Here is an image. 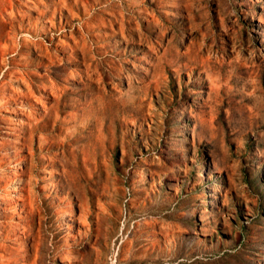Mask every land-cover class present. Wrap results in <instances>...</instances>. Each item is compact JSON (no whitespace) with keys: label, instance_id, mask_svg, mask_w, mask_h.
Segmentation results:
<instances>
[{"label":"rangeland","instance_id":"obj_1","mask_svg":"<svg viewBox=\"0 0 264 264\" xmlns=\"http://www.w3.org/2000/svg\"><path fill=\"white\" fill-rule=\"evenodd\" d=\"M0 264H264V0H0Z\"/></svg>","mask_w":264,"mask_h":264}]
</instances>
